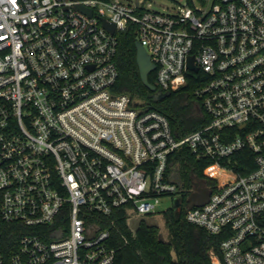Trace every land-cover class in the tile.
<instances>
[{
	"label": "built area",
	"instance_id": "1",
	"mask_svg": "<svg viewBox=\"0 0 264 264\" xmlns=\"http://www.w3.org/2000/svg\"><path fill=\"white\" fill-rule=\"evenodd\" d=\"M130 24L157 88L194 81L200 128L176 138L164 114L115 90ZM185 151L209 163L202 205L175 174ZM165 196L223 237L211 264H264V0L174 15L141 0H0V264H112L99 216L156 215Z\"/></svg>",
	"mask_w": 264,
	"mask_h": 264
},
{
	"label": "trees",
	"instance_id": "2",
	"mask_svg": "<svg viewBox=\"0 0 264 264\" xmlns=\"http://www.w3.org/2000/svg\"><path fill=\"white\" fill-rule=\"evenodd\" d=\"M196 1L203 4L205 2ZM187 2L191 6L196 4L193 0ZM117 38V92L127 93L150 109L164 114L176 138L200 128L208 121L194 96L196 84L192 80L181 89L172 91L168 97L161 100L152 98V92L143 84L137 69L134 25L130 24L124 31L118 32ZM148 79L150 83L157 85L155 72H151ZM241 154H248V151H242ZM249 157L252 159V154L249 153ZM238 159L241 160V157L238 156ZM208 164L206 161H197L185 151L184 155L176 158L175 174L190 190L193 177L197 175L203 178ZM236 171L244 172L238 167ZM206 183L214 184V179H206ZM155 216L160 219L158 225L143 224L136 232L132 229L131 216L125 208H120L109 216H99L100 225L110 232L107 243L114 252L112 264H211L210 252H219L223 238L221 235L208 233L203 227L189 222L183 207L168 209ZM7 226L0 219V231L7 232Z\"/></svg>",
	"mask_w": 264,
	"mask_h": 264
},
{
	"label": "water",
	"instance_id": "3",
	"mask_svg": "<svg viewBox=\"0 0 264 264\" xmlns=\"http://www.w3.org/2000/svg\"><path fill=\"white\" fill-rule=\"evenodd\" d=\"M135 4H138V0H135ZM79 9H82L84 11H87L88 14L91 15L90 9H85L81 7L80 5L77 6ZM103 26L111 33L115 32V25L111 22H109L106 19L102 20ZM136 47V62L140 74V78L144 85L152 92V98L154 100H161L165 97H168L171 92L170 91H162L161 89L157 88L155 84H152L149 82L148 76L153 70L155 69V64L151 61L150 55L148 54V51H146L145 47L137 40L135 42ZM188 65L189 68H191L194 71H197V67L193 65V56H189L188 58ZM195 179L194 182V191L189 196L188 200L190 203V206H196V205H202L207 199L210 194V191L208 187L205 184L204 180H199L197 175L193 177ZM174 206L177 207V202L174 203ZM132 229L134 232L137 231V227L132 226Z\"/></svg>",
	"mask_w": 264,
	"mask_h": 264
},
{
	"label": "rangeland",
	"instance_id": "4",
	"mask_svg": "<svg viewBox=\"0 0 264 264\" xmlns=\"http://www.w3.org/2000/svg\"><path fill=\"white\" fill-rule=\"evenodd\" d=\"M109 1H112V0H109ZM121 1H130V0H121ZM141 1H142V6L146 9H150V11L155 10V11L164 12V13L171 14V15L181 12V8H183L186 3L188 4L187 0H141ZM193 2L203 4V3L197 2L196 0H193ZM213 2L214 0H205L203 4L205 10H208L211 7ZM172 204H173L172 197L165 196L161 200L160 209L166 210L167 208L171 207ZM159 220L160 219H158V221Z\"/></svg>",
	"mask_w": 264,
	"mask_h": 264
},
{
	"label": "flooded vegetation",
	"instance_id": "5",
	"mask_svg": "<svg viewBox=\"0 0 264 264\" xmlns=\"http://www.w3.org/2000/svg\"><path fill=\"white\" fill-rule=\"evenodd\" d=\"M194 182H192V188L194 189ZM158 219L155 215H145V216H141V215H137L135 214L134 216H132L130 218V224L131 226H135L137 227V230L140 228V226L147 225V226H156L158 225Z\"/></svg>",
	"mask_w": 264,
	"mask_h": 264
}]
</instances>
